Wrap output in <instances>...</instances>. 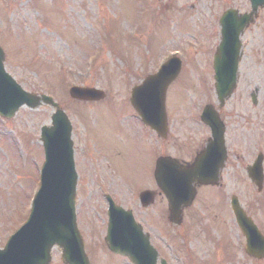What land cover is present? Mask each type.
Wrapping results in <instances>:
<instances>
[{
    "label": "rangeland",
    "instance_id": "rangeland-1",
    "mask_svg": "<svg viewBox=\"0 0 264 264\" xmlns=\"http://www.w3.org/2000/svg\"><path fill=\"white\" fill-rule=\"evenodd\" d=\"M229 7L249 11L250 0H0V45L6 52L7 70L26 90L52 95L68 112L78 132L84 131L78 116L84 112L91 120L87 131L102 132L108 148L114 142L111 126L126 124L128 117L124 115L132 112L127 100L131 87L155 72L162 61L177 54L185 61V66L168 89L169 133L176 127V132L181 131V127L182 136L186 137L190 134L187 128L192 118L198 117L205 102H218L213 77L209 78V62L220 40L219 17ZM241 39L239 80L224 112L230 114L232 128L242 132L241 143L251 151L254 146L255 150L262 148L264 153V140L259 139L264 132V7ZM73 84L98 86L104 88L107 95L94 104L77 101L68 93ZM203 85L208 91L200 96ZM252 91L256 93L257 104L252 103ZM52 111L53 107L42 104L36 109L23 106L12 118L0 116L1 247L29 214L44 161L40 129L50 123ZM157 139L141 123L140 163L137 160L126 163V154L112 145L106 152L112 167L104 165L107 181L100 180V184L113 190L114 183L119 182L113 171L118 168V175L130 189H137L136 172L140 171L141 190L152 188L155 157L172 152L169 139ZM246 162L244 158L240 165H230L231 170H238L242 177L236 180L227 177L228 187L222 193L224 196L230 191L238 194L264 231V188L258 192L244 177L246 170L242 165ZM79 187L85 199L79 226L94 263L128 264L123 258L111 257L102 243L105 209L95 202V197L100 196L97 182L94 178L81 177ZM209 206L186 212V223L176 226L175 232H183L177 242L184 245L185 252L177 251L172 243L173 246H163L162 250L169 257L168 264H193L192 257L196 259L194 264L219 261L264 264V259L245 253V239L234 222H228V215L227 220L224 212L222 218H218L222 210ZM211 213L217 215L211 217ZM210 224L213 237L219 236L221 243H229L218 253L209 234L212 229H204ZM227 250L233 259L226 257ZM53 254L51 264H64L58 248H54Z\"/></svg>",
    "mask_w": 264,
    "mask_h": 264
},
{
    "label": "water",
    "instance_id": "water-1",
    "mask_svg": "<svg viewBox=\"0 0 264 264\" xmlns=\"http://www.w3.org/2000/svg\"><path fill=\"white\" fill-rule=\"evenodd\" d=\"M262 5L264 0H251L252 10L249 13L239 14L238 10L228 9L221 17L222 41L215 56V71L216 90L222 103L236 85L237 67L242 53L240 35L245 27L254 21ZM4 60L5 54L0 47V115L10 118L24 104L36 108L42 103L55 107V112L52 115V124L41 129V139L45 148L41 186L33 199L27 221L9 238L4 248H0V264H49L55 245L61 249L62 259L66 264H90L84 240L77 226L75 210L77 173L71 124L66 113L51 96L24 90L7 72ZM181 64L180 58H170L158 72L149 75L132 91V104L143 121L162 135L166 134L167 129L165 108L167 88L179 74ZM70 95L76 99L98 100L105 97V92L93 87L72 86ZM211 114L213 116V112L206 108L202 117L215 128L214 145L219 146L223 142V136ZM207 159L208 156L200 158L190 167L183 166L170 157H161L157 160L155 176L171 201L170 208L174 221H180L181 205L186 204L188 198H193L196 181L215 183L216 170L212 172L205 170ZM249 173L258 188L262 189L264 175L261 159L255 162ZM143 195L149 194L145 192ZM233 208L247 238L246 251L257 257L264 256V237L235 197ZM114 225L115 223H110L109 235ZM114 242V248L129 255L135 264L157 262V252L142 231L141 244L131 239Z\"/></svg>",
    "mask_w": 264,
    "mask_h": 264
},
{
    "label": "flooded vegetation",
    "instance_id": "flooded-vegetation-1",
    "mask_svg": "<svg viewBox=\"0 0 264 264\" xmlns=\"http://www.w3.org/2000/svg\"><path fill=\"white\" fill-rule=\"evenodd\" d=\"M209 64H211L212 68V63L209 62ZM202 82L204 81L202 80ZM188 86H190V84H188ZM206 90L208 91L207 87H204V89L201 90L200 96H205ZM195 96H197V94H195ZM205 104H213V102L206 101ZM213 105L218 112L220 127L223 128L224 141L220 143L219 146H214V148L210 150V156H208L207 162L213 163L212 171L216 170L218 181L217 184L214 185H202L196 183L195 198L190 204L183 206V221L181 222V225L186 223V212H195V208L198 209L203 206L205 209H208L206 207H210L209 204H211L212 207H218L220 210H222L221 212H218V218H222L221 214L224 212V214L226 215L225 220H227L228 215V222L232 223L233 221L235 224V219L231 207V198L233 197V195L238 194L230 191L228 193V195L230 194L229 196L223 195L222 191H225L228 187V184L225 183V179L228 177L229 180H236L242 177L238 173V170H235L234 168H232L231 170V166L240 165L241 162L243 163V160L245 158L247 159V162L246 164H244V166L242 165V168L246 170V176L244 177L250 180L247 172L248 167L251 165V163L254 161V159L259 153H263L262 148H258L257 150H255L257 147L254 146V150L251 151L249 150L246 144L243 145L241 143L242 132L240 131V133H238L235 129L232 128L229 122L230 114L227 115L224 112L227 102L222 106L219 102ZM78 116L81 118V123L83 124L84 128L83 132H78L76 128H74L73 131L76 164L79 172V178H94V180L97 182L98 188L96 189L100 196L95 197V202L102 204L101 207H104L105 209V216L103 217V222H105L106 229L109 222V208L111 202H114L125 209H130L133 211L134 216L138 222V227H136L139 230L138 234H140L141 232L142 224L144 230L149 233L151 241L158 248L160 257H164L167 259V254L162 250L163 246H166L167 244L172 243L176 246V250H182L181 248L177 247V239L180 235H183V232H175L176 228L178 227H176L177 225L171 221L169 200L165 196L164 192L157 186L156 182L155 185L151 188L152 197L151 201L149 202H147V199L141 198V171L140 173L136 172V176L138 177L137 181L139 182L137 189L134 188L135 190L130 189L128 185H125V183H123L120 176L118 175V168L116 171L112 170L119 180V182L114 183L115 186L113 190L112 188H109L107 190L106 187L101 185L99 182L100 180L104 182L107 181V179L105 178L106 168H104V165L107 168L112 167L111 163H109V160L111 159L109 157H106V152L111 148L112 145H115L118 148V151L121 150L123 155L126 154V163H133L136 160L138 163L141 162V119L136 113V111L133 110L128 115H124V117H128L126 124H123L121 122V127L117 125L111 126V131L113 132L114 136V142L109 148L104 144V135L102 132L98 130L87 131L86 126L91 124V120L89 119V117L85 114H79ZM107 122L109 123V121ZM109 125L111 124L109 123ZM173 127L174 125L172 126L171 131L173 130ZM180 129L181 131L178 130L176 132V127L173 132L168 133L166 139L157 136V138H159L161 141L169 139L172 142V152L159 153L158 156L168 155L178 159L179 162H181L182 164L190 165L195 162L196 158L199 155L207 153L210 141H212L213 139V130L209 125L202 121L201 112L198 113V117L196 116L194 120L192 118V122L187 128L190 129V134H188L186 137H183V129L181 127ZM218 131L220 132L219 127ZM262 133L263 134L261 135V137H259V139L264 140V132ZM243 147H246L247 151H244ZM205 156L207 157V154H205ZM223 156L224 159L222 158ZM100 161H102V163L104 161L106 164L103 163L102 165ZM228 170H231L232 172L228 173ZM127 183L129 184V181H127ZM202 193H204V195ZM83 196L84 192L82 189H80L78 205L80 217H82L81 215L84 210L85 199ZM99 212L101 213V211ZM119 216L122 217L121 215ZM198 218L201 220L200 216H198ZM189 224L190 228L191 222H189ZM136 231L137 230H134L135 233ZM201 232L204 231H200V233ZM200 233H198V235H200ZM203 236L204 238L206 237V235ZM172 244L171 246H173ZM110 253L113 256L125 258L124 256L116 254L112 251H110ZM217 264H224V262H218Z\"/></svg>",
    "mask_w": 264,
    "mask_h": 264
}]
</instances>
